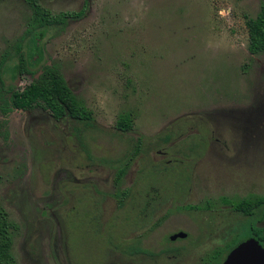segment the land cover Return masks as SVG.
Returning a JSON list of instances; mask_svg holds the SVG:
<instances>
[{
  "label": "rangeland",
  "instance_id": "rangeland-1",
  "mask_svg": "<svg viewBox=\"0 0 264 264\" xmlns=\"http://www.w3.org/2000/svg\"><path fill=\"white\" fill-rule=\"evenodd\" d=\"M263 1L38 0L85 12L22 38L27 2L0 0V93L51 64L93 116L79 132L40 107L0 111L12 264H211L246 217L225 199L264 195V53L246 26Z\"/></svg>",
  "mask_w": 264,
  "mask_h": 264
},
{
  "label": "trees",
  "instance_id": "trees-1",
  "mask_svg": "<svg viewBox=\"0 0 264 264\" xmlns=\"http://www.w3.org/2000/svg\"><path fill=\"white\" fill-rule=\"evenodd\" d=\"M25 1L31 10L25 34L27 36L40 28L64 24L68 18H78L85 12L84 8H81L78 11L52 14L42 7L38 0ZM246 26L248 29L249 52L252 54L264 53V1L260 5L257 14L248 18ZM21 47L22 44L18 42L16 44L18 71L19 73H32L26 64V58ZM6 59V55H3L0 62L4 63ZM1 84L4 86L2 79ZM36 107L47 110L59 122L67 120L80 122L82 127H76L79 132L83 128L90 126L93 121L92 111L82 99L73 93L58 67L51 64L45 65L38 77L34 78L24 88L5 87V90L0 93V111L3 115L13 109L25 110ZM117 126L122 131L131 130L130 117L128 115L120 116ZM126 169V166L118 167L115 174L117 185L120 184ZM119 194L123 195L124 193L116 192V195ZM225 202L230 203L233 209L246 217L244 221H241L243 223L240 224L239 232L223 248L215 250V254L218 255L215 256L214 254V256H211L214 260L209 258L211 264H220L231 248L249 236L256 238L264 247V227L256 225L257 220L261 219L264 214V195L251 194L241 200L226 198ZM11 245L10 223L7 218L0 216V264H12ZM134 251L151 254L149 250L139 247L134 249Z\"/></svg>",
  "mask_w": 264,
  "mask_h": 264
},
{
  "label": "water",
  "instance_id": "water-1",
  "mask_svg": "<svg viewBox=\"0 0 264 264\" xmlns=\"http://www.w3.org/2000/svg\"><path fill=\"white\" fill-rule=\"evenodd\" d=\"M185 235V232L179 231L171 234L169 239ZM221 264H264V247L256 238L249 237L231 248Z\"/></svg>",
  "mask_w": 264,
  "mask_h": 264
},
{
  "label": "flooded vegetation",
  "instance_id": "flooded-vegetation-1",
  "mask_svg": "<svg viewBox=\"0 0 264 264\" xmlns=\"http://www.w3.org/2000/svg\"><path fill=\"white\" fill-rule=\"evenodd\" d=\"M80 10V9H79ZM26 34V31H25V33L23 34V36H22V38H26V37H28L27 35H25ZM30 36V35H29ZM47 65H49V64H47ZM32 71V70H31ZM41 71L42 70H40V72L38 73V75L41 73ZM19 72V71H18ZM33 72V71H32ZM20 74H26V73H20ZM27 74H31V73H27ZM38 75L35 77V78H37L38 77ZM31 82V81H30ZM10 86H13L14 87V85L12 84V85H9L8 87H10ZM26 86V85H25ZM24 86V87H25ZM69 86V85H68ZM24 87H20V88H24ZM14 88H16V87H14ZM37 108V107H36ZM34 109V108H33ZM13 110H23V109H13ZM13 110H11V111H13ZM25 110H30V109H25ZM25 110H23V111H25ZM10 111V112H11ZM51 115V114H50ZM53 118V117H52ZM54 119V118H53ZM54 120H56V119H54ZM57 121V120H56ZM57 122H59V121H57ZM64 122V121H63ZM126 171H127V169H126ZM125 174H126V172L124 173V175L122 176V179H121V182H120V184L119 185H117L116 184V182H115V177H114V182H115V184H116V187H117V190L114 192V195H116V192H119V193H124L123 195H121V194H119V195H117V196H119V199H118V206H126V205H128V203H125V201H126V199L129 197V195H130V190L128 189V188H121V184H122V181H123V177L125 176ZM138 197H140V194H138ZM257 222H261V223H263L264 224V214H263V217L261 218V219H259V220H257ZM262 226H264V225H262ZM249 237H251V236H249ZM249 237H247V238H249ZM246 238V239H247ZM171 240V239H170ZM175 239H173V240H171V241H174ZM139 247V246H138ZM138 247H134V248H132V249H130L129 251H128V255L130 256V255H134V254H144V253H142V252H137V251H134V249H136V248H138ZM139 248H141V249H145V248H142V247H139ZM174 249H167V250H162L161 252H167V251H173ZM160 252V253H161ZM144 255H148V254H144ZM149 255H153L152 253L151 254H149ZM155 255V254H154ZM226 256V255H225ZM225 258V257H224ZM223 261V260H222ZM221 264V263H220Z\"/></svg>",
  "mask_w": 264,
  "mask_h": 264
}]
</instances>
